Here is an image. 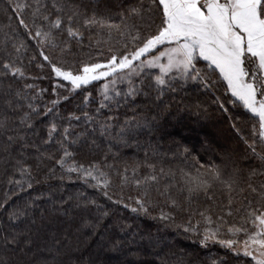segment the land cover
Returning <instances> with one entry per match:
<instances>
[{"label": "snow or ice", "instance_id": "obj_1", "mask_svg": "<svg viewBox=\"0 0 264 264\" xmlns=\"http://www.w3.org/2000/svg\"><path fill=\"white\" fill-rule=\"evenodd\" d=\"M9 7L26 34L42 46L40 56L55 77L62 78L69 86L68 95H60L56 88L64 85L57 84L52 89L55 99L43 106L29 102L28 110L12 120L7 112L15 113L20 100L30 99L12 83L27 78L19 56L22 49L26 50L25 41L13 45L16 58L6 53L0 59V97L6 109L0 120V130L5 136L2 159L5 171L12 170L7 177L11 188L0 200V264H138L129 257L140 256L139 248L132 250L125 248L122 240L107 239L109 225L104 221L111 218L112 209L104 208L95 199L79 192L75 196H57L62 183L59 188L49 185L47 193L25 201L23 206L12 201V196L41 183L33 175L29 160H35L37 170L49 160L54 163L47 168L45 180L55 178L63 182L75 177L87 187L100 190L114 206L157 219L149 211L151 201L147 188L135 198L128 197L134 204L125 203L122 197L113 199L109 194V174L96 161L78 162L71 148L91 151L98 147L95 137L127 145L141 134L154 133L158 130L159 118L170 107L162 97L167 92L182 91L190 84L214 96L213 102L227 115L230 127L248 152L260 161L261 169L258 172L256 168H249L245 175L239 160L227 148H221L220 163L205 165L197 160L195 175L181 169V180L176 182L175 173L170 172L174 184L178 183L177 191L185 194L184 199L189 203L201 195L214 201L217 189L226 193L220 209L222 214L216 217L218 223L206 211H201L199 215L205 224L202 230L201 222L193 224L191 218L178 227L186 234H196L202 247H208L210 242L218 243L237 257L243 255L250 257L254 264H264V180L253 183L258 174L264 176V150L257 151V142L264 146V0H135L126 6L116 0H50V4L49 0L31 3L14 0ZM25 10L30 23L24 18ZM93 30L97 34L106 32L109 40L118 38L123 51H113L110 47L111 54L104 62L91 57L79 62L66 59L74 56L71 41L82 44L85 31L91 39ZM65 34L66 39H61ZM43 46L53 53L58 50L59 55L47 54ZM39 67L43 68V64ZM213 75L216 80L212 79ZM101 80L104 83L98 89V99L92 101L87 86ZM124 82L126 89H119L117 84ZM220 82L231 94L233 107L242 110L241 115L229 113L215 95ZM34 87L23 85V89ZM77 90L85 93L81 105L77 106L79 114L69 111L66 116L62 115L61 103L68 101ZM45 91L40 89L38 95ZM139 96L151 97L153 103L160 101L156 115L140 118L133 108L134 114L119 123L112 116H103V110L134 104ZM93 102L97 106L90 113L85 109ZM37 117L47 118L46 138L42 137L41 143L58 146V158L41 152L28 139V130L34 128ZM244 119L255 121L251 125V142L237 126ZM76 126L81 131L73 132ZM32 135L38 133L32 132ZM30 149H35L34 156L29 154ZM188 151L184 148L185 153ZM149 167L154 169L152 165ZM132 171L135 174V169ZM123 172L122 182H127L128 169ZM156 179V175L144 178L145 181ZM134 183L139 187L142 181L135 179ZM171 186L165 185V192L160 194L165 195ZM237 200L241 201L240 206H235ZM170 202L178 207L175 199L170 197ZM234 211L242 215L239 222L229 223L225 216H233ZM158 218L175 221L173 214L163 209ZM222 229L234 238L221 239ZM156 243L149 237L145 254L151 253ZM212 264H223V261L213 260Z\"/></svg>", "mask_w": 264, "mask_h": 264}, {"label": "trees", "instance_id": "obj_2", "mask_svg": "<svg viewBox=\"0 0 264 264\" xmlns=\"http://www.w3.org/2000/svg\"><path fill=\"white\" fill-rule=\"evenodd\" d=\"M13 2L14 0H0V59L4 58L6 53H10L11 58H16L17 53L14 51L13 45L18 44L20 40L25 41L26 50L22 49L19 56L27 78L9 82L13 83L14 88H21L30 98L29 100H20V107L16 109L15 113L7 112L9 117L15 120L24 111L28 110L27 104L29 102L43 106L55 99L56 96L53 94L52 89L57 84H63L64 87H57L56 92L60 95H68L66 89L69 85L62 78L55 77L47 62L43 61L40 56V48L42 46L29 37L23 27L19 25V18L14 15L13 10L9 7V4ZM20 2H23V0H20ZM28 2L31 3L32 0H28ZM133 2L135 0H116V3L121 6H126ZM112 7L113 12L117 11L115 4ZM24 18L26 22L30 23L28 10H25ZM113 18L118 22V17L114 16ZM113 35L115 37V34ZM61 39H66V34L61 36ZM117 39L109 40L106 32L101 31L97 34L95 30H93L91 39H89V33L85 31L82 44H77L74 40L71 41L74 56L66 57V59L70 61L74 59L79 62L87 61L91 57L93 60L104 62L111 54L109 52L110 47L113 51H123ZM43 48L49 55H59L58 50L53 53L47 46H43ZM41 64H43V68L39 67ZM73 67H76V65H73ZM152 71L155 73L157 70ZM212 79L216 80L217 77L213 75ZM26 83L33 84L35 87L33 89H23V85ZM103 83V80L94 81L87 86V90L91 92L90 100L95 101L98 99V89ZM117 87L125 90L127 84L126 82L118 83ZM40 89H45L46 91L42 95H38ZM83 94L85 93L77 90L76 93L70 96L68 101H63L60 105L61 114L66 116L69 111H76L79 114L77 106L81 105ZM215 95L219 96L220 100L224 102V106L228 108L229 113L233 116L242 114L240 108L233 107L230 102L231 94L225 91L222 82L217 84ZM32 97H36V99L32 100ZM162 100L169 104L170 107L159 118L158 130L154 133L141 134L130 140L127 145L109 141L106 138L95 137L98 147L93 148L91 151L71 148L78 162L88 164L96 161L109 174L111 179L109 194L113 196V199L122 197L125 203L134 204V201L129 200L128 197L135 198L147 188L148 199L151 201L149 211L157 219H152L143 214L138 215L123 206H114L111 201L102 195L100 190L87 187L75 177L71 181L65 179L63 182L55 178L45 180L47 168L54 163V161L49 160H45L39 170L35 168V160H29V163L33 165V175L41 183L34 184L32 189H26L24 192L12 196V201L23 206L25 201L39 196L41 193H47L50 190L49 185L53 188H59L62 183L63 188L57 192V196H75L79 192L95 199L104 208L112 209L111 218L104 221L105 224L109 225L106 237L108 240H122L125 248H131L132 250L139 248L141 250L140 256L129 257V259L138 262V264H161V260H163L164 264H212L213 260L223 261V264H247V261L242 257H237L230 250L223 249L211 242L208 247H202L198 243L199 237L196 234H186L182 228L178 227V225L185 224L191 218L193 224H196L198 220L201 222L200 228L202 230L205 224L199 215L201 211H206V214H210L213 221L218 223L216 217L222 214L220 209L225 202L226 193L217 189L214 201L206 200L201 195L199 198L194 197L192 202L189 203L184 199L185 194L177 191L178 183L174 184L169 173H175V181L179 182L181 180V169L190 171L195 175L194 166H196L197 160L200 164L205 165L213 162L220 163L221 148H227L239 160L245 175L249 168H256L259 172L261 169L260 161L248 152L243 141L233 132L227 115L220 111L217 104L213 102L214 96L211 93L198 88L195 84H190L182 91L167 92L162 97ZM158 105H160V101L153 103L151 97L139 96L134 104L130 103L112 111L103 110V116H112L115 118V122L119 123L126 116L131 117L134 114L132 109L135 108V114L140 118H150L156 115L159 110ZM96 106V103L93 102L85 110L92 113ZM5 111L3 98L0 97V120L3 119ZM33 123L34 128L28 130V139L39 146L41 152L53 154L58 158L60 155L58 146L41 143V138H46L45 125L47 118H34ZM253 123H255L254 120L248 119L237 122V126L249 138V142L252 139L251 125ZM80 124L82 125L83 121ZM72 131L79 132L81 127L76 126ZM32 132H37L38 135H32ZM4 143L5 136L3 131L0 130V200L3 199L5 192H8L11 188L7 184V177L11 175L12 170L8 168L5 171L6 165L2 159L5 155L2 151ZM184 148L189 151L185 153ZM262 150H264V146L257 142V151ZM29 154L34 156L35 149H30ZM193 157L196 159H193ZM107 165L112 167L109 168ZM149 165L154 166V169L150 168ZM125 168L128 169L126 173L127 182H122ZM133 169H135V174H133ZM161 169L164 171L161 172ZM60 174L59 169H57V175ZM151 175H156V181L144 180L145 177ZM135 179L142 181L139 187L135 185ZM261 180H264V176L258 174L253 178V183L258 184ZM165 185L173 186L167 189L165 195H161L160 193L165 192ZM170 197L177 201L178 207L171 205ZM240 204V200L235 202V206H240ZM161 209L172 213L175 221L160 220L158 217ZM240 215H242V212L236 213L234 211L233 216H225V219L229 223L234 220L239 222ZM122 228L126 229V231H121ZM133 233H135L134 237ZM149 237H151L153 242L158 243L155 244L151 253L145 254L148 252ZM220 238L234 237H230L222 229ZM239 238L242 239V237ZM89 251H93V249Z\"/></svg>", "mask_w": 264, "mask_h": 264}, {"label": "rangeland", "instance_id": "obj_3", "mask_svg": "<svg viewBox=\"0 0 264 264\" xmlns=\"http://www.w3.org/2000/svg\"><path fill=\"white\" fill-rule=\"evenodd\" d=\"M222 89V88H221ZM243 238V237H242ZM212 244H216V245H218V246H220V247H222L220 244H218V243H212ZM223 249H226V248H224V247H222ZM232 253V252H231ZM240 257H242L243 259H245L247 262V264H254V262H252L251 261V258L250 257H243V255H241ZM245 264V263H244Z\"/></svg>", "mask_w": 264, "mask_h": 264}]
</instances>
